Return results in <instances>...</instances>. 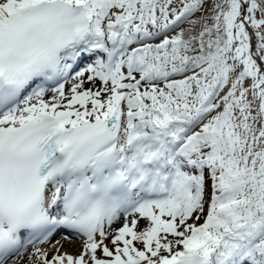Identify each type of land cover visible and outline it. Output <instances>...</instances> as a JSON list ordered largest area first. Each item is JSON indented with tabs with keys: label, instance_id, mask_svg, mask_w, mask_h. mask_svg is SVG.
Returning a JSON list of instances; mask_svg holds the SVG:
<instances>
[{
	"label": "snow or ice",
	"instance_id": "obj_1",
	"mask_svg": "<svg viewBox=\"0 0 264 264\" xmlns=\"http://www.w3.org/2000/svg\"><path fill=\"white\" fill-rule=\"evenodd\" d=\"M0 264H264V0H0Z\"/></svg>",
	"mask_w": 264,
	"mask_h": 264
},
{
	"label": "bare ground",
	"instance_id": "obj_2",
	"mask_svg": "<svg viewBox=\"0 0 264 264\" xmlns=\"http://www.w3.org/2000/svg\"><path fill=\"white\" fill-rule=\"evenodd\" d=\"M65 250H67V251H76V246L65 245Z\"/></svg>",
	"mask_w": 264,
	"mask_h": 264
}]
</instances>
